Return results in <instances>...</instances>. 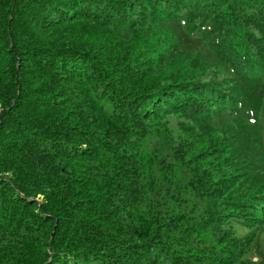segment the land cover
Here are the masks:
<instances>
[{
	"label": "trees",
	"instance_id": "trees-1",
	"mask_svg": "<svg viewBox=\"0 0 264 264\" xmlns=\"http://www.w3.org/2000/svg\"><path fill=\"white\" fill-rule=\"evenodd\" d=\"M0 264H264V0H0Z\"/></svg>",
	"mask_w": 264,
	"mask_h": 264
}]
</instances>
